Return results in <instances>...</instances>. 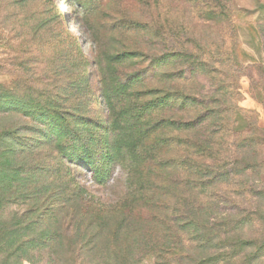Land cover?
<instances>
[{
  "label": "rangeland",
  "instance_id": "1",
  "mask_svg": "<svg viewBox=\"0 0 264 264\" xmlns=\"http://www.w3.org/2000/svg\"><path fill=\"white\" fill-rule=\"evenodd\" d=\"M12 217L0 264H264V0H0Z\"/></svg>",
  "mask_w": 264,
  "mask_h": 264
},
{
  "label": "trees",
  "instance_id": "2",
  "mask_svg": "<svg viewBox=\"0 0 264 264\" xmlns=\"http://www.w3.org/2000/svg\"><path fill=\"white\" fill-rule=\"evenodd\" d=\"M19 219L20 218H17V217L7 218V220H5L3 223L0 222V225L3 227H8L9 230H11V231H13V230L14 231H17V230L22 231V230L28 229L29 227H27V225H23ZM41 235H43V232L40 234L39 237H41ZM25 249H27V243H22L21 248L15 249L14 252H12V253L18 254L21 252H25ZM102 261L104 263H107V260L104 258L102 259ZM213 261H214V258L211 257V258L200 261V264H213Z\"/></svg>",
  "mask_w": 264,
  "mask_h": 264
}]
</instances>
